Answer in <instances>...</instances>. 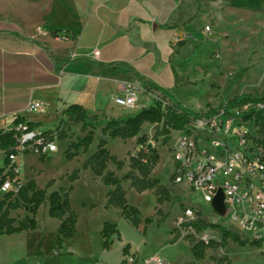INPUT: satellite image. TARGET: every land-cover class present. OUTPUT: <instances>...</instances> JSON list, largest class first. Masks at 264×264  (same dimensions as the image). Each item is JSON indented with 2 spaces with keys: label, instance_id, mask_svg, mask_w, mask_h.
<instances>
[{
  "label": "crops",
  "instance_id": "crops-1",
  "mask_svg": "<svg viewBox=\"0 0 264 264\" xmlns=\"http://www.w3.org/2000/svg\"><path fill=\"white\" fill-rule=\"evenodd\" d=\"M26 1L25 15L5 17L0 13V125L6 130L13 128L17 116L24 117L26 122L39 123L35 128L38 133L54 129L61 119L67 118L64 111L73 104L82 105L91 115L106 120L126 118L145 108L142 104L126 108L115 102L127 84L139 82L149 88L158 85L176 98L175 90L185 84L193 68V63L189 66V58L184 57V50L180 52L174 41L184 32L188 36L193 34L194 26L189 22L195 14L193 0ZM184 4L186 8L182 10ZM178 63L186 65L183 79ZM31 100L43 102L44 109L29 111ZM51 109L52 123L34 116ZM134 140L109 138L108 148L111 151L114 141L126 146L125 142ZM27 154L19 155L16 162L22 180L19 161ZM4 165L5 156L0 152V171ZM109 168L114 171L111 163ZM156 169L153 177H157ZM83 175L88 182L102 185L105 195L101 203L104 217L97 226H93L95 211L101 206L95 200L83 201L82 210L89 215L88 219L83 222L78 213L76 233L64 239L60 247L57 236L61 220L44 214L41 221L40 207L34 231L0 235V264H122L126 245H130L127 254L146 257L159 251L163 264L177 263H169L166 249L171 247L170 252L174 253L179 246L162 245L171 236L151 247L157 223L155 227L151 224L146 234L143 223L138 228L127 226L124 231L120 225V221L124 224L122 211L105 207L108 187L90 171H84ZM83 177L74 182L71 194ZM123 186L126 190L124 182ZM71 206L76 211L72 201ZM155 207L156 202L153 212ZM115 213L121 215L119 221L110 218ZM27 215L26 212L23 218ZM106 221L115 223L120 231V237L114 236L109 250L104 248L101 235ZM95 239L98 245L94 246Z\"/></svg>",
  "mask_w": 264,
  "mask_h": 264
},
{
  "label": "rangeland",
  "instance_id": "rangeland-1",
  "mask_svg": "<svg viewBox=\"0 0 264 264\" xmlns=\"http://www.w3.org/2000/svg\"><path fill=\"white\" fill-rule=\"evenodd\" d=\"M26 3V0H0V13L5 17L25 15ZM185 8L184 4L181 9L185 10ZM193 8L194 17L189 19V22L194 26L193 34L188 36L184 32L174 39L180 47V52L184 50V57L189 58V66L193 63V68L189 72L185 84L175 90L176 98L189 109L205 112L211 108H219L221 103L228 102L239 94L262 92L264 90V0H193ZM207 27H210L211 30L208 31ZM178 66L183 79L186 65L178 63ZM245 67L248 70L239 81L233 83L236 75ZM1 86L0 80V88ZM157 102L166 105L169 100L154 88H149L144 84V91L140 95L138 105L142 104L143 107H148ZM34 116L46 118L50 123L54 119L52 109L44 114L35 113ZM106 121L99 117L96 123L98 127L95 131L94 143L91 146L93 149L90 147L87 152L81 151L72 160L67 159L66 156L69 143L84 136L89 129L83 130L81 124L68 128V125L63 123L60 130L65 132L67 138L61 140L59 137L61 132L54 133L57 151L44 155V157L31 153L20 158L19 165L24 182L34 178L37 184L44 188L49 180L54 179L55 183L48 189V193L61 187H69L71 185L69 175L75 168L82 167L87 158L96 150L99 140L103 137L102 126ZM245 126L255 133L251 123L246 122ZM154 133L155 128L151 124H146L141 131V134H146L149 137V142L158 149L160 163L155 171V176L160 179L161 183H167L166 185L170 188L171 200H164L158 204L154 190H150V194L138 193L130 187V181L124 180L128 202L139 209L144 227L148 229L151 224H154L155 227V223H157L150 246H157L162 240L171 236L162 245L175 246V248L179 246L174 253L170 252L171 247L166 249V259L169 263L177 262L174 264H264V252L260 247H241L231 240L224 248L208 249L203 260L196 261L194 259L189 244V238L192 235L178 227L177 217L185 212L188 205H191L195 208L199 207L202 210V217L213 222L215 219H213L212 206L199 200L195 192H190L183 185L174 186L172 182L170 149L174 143L176 131L172 132L168 143H163V138L155 142L153 140ZM117 142L114 141L111 144V152L118 153L116 156L120 155L119 158L125 161V166L119 170L115 164L110 163L116 175L123 179L130 170V155L137 154L141 146L135 140L125 142L126 146L119 145ZM84 171L80 173V177H84L78 183L76 191L71 194L72 204L77 214L81 215L83 222L88 219L89 215L82 210V202L91 199L101 206L105 198L102 185L88 182L87 176L83 175ZM154 202H156L155 212H153ZM45 206L43 205L39 212L41 221L45 215L47 218L49 217V204L47 203ZM100 208L95 211L94 228L104 217L103 207ZM158 210L160 211L158 212ZM151 212L153 213L151 214ZM25 214V210L20 208L13 211L11 216L23 219ZM120 216L115 213L110 218L119 221ZM147 217L153 219L149 224L145 222ZM122 219L124 224L120 221V225L124 231L127 226L133 227L128 219L124 217ZM217 223L223 225L219 220ZM232 230L246 238V233L239 226ZM194 238L196 240L220 241L221 235L218 230L208 229ZM95 245H98L96 239Z\"/></svg>",
  "mask_w": 264,
  "mask_h": 264
},
{
  "label": "trees",
  "instance_id": "trees-1",
  "mask_svg": "<svg viewBox=\"0 0 264 264\" xmlns=\"http://www.w3.org/2000/svg\"><path fill=\"white\" fill-rule=\"evenodd\" d=\"M248 70L243 68L234 78L233 83L240 80L243 74ZM152 88L159 91L164 97L168 98V104L164 105L157 102L148 107L143 108L135 115L126 118H110L102 126L103 137L99 140L96 150L87 158L82 167L75 168L69 175L71 185L67 188L61 187L48 193V189L55 183L54 179L47 182L44 188H41L35 179L23 182L19 192L15 194L10 191L4 195H0V235H11L24 231H34L37 228L36 215L43 205L49 204V215L61 220L58 228L57 244L61 247L64 239L74 236L76 233V224L78 214L71 206L70 194L74 190L73 183L79 179L81 171H90L96 177L101 178L108 187L106 194L107 209L119 208L122 215L128 219L134 227L138 228L142 223L140 211L137 207L130 205L128 202L127 192L123 186L124 180L130 181V187L138 193L147 190H154L157 195V203L161 204L164 200H171L170 188L160 182V179L153 177L152 173L160 163V154L158 149L149 142L146 134H141L146 124L154 125L155 133L153 140L158 142L163 138V143H168L171 139L173 131L184 130L192 118H198L206 113L203 111H194L187 108L178 101L169 92L158 86L152 85ZM249 106L246 111L241 112V117L245 122H253L257 129L256 143L264 149V90L255 93H242L232 100L221 103L219 108H225L228 112L231 109ZM217 108H211L207 114H213ZM64 114L66 119H61L59 125L54 129H47L41 133L35 131L40 124L36 122H26L22 116H17L13 121L11 130L2 129L0 132V152L5 156V165L0 171V181H4L7 177L15 178L19 174L14 171V166L10 167V156L16 152L20 125H26L29 131H35L43 136L47 141H53L56 137L55 132L60 131L61 140L67 138L65 132L60 130L63 123L68 125H82L83 130L88 132L79 137L76 141L69 143L66 150L67 159L72 160L83 151L87 152L95 140V131L98 127V116L91 115L82 105L73 104L69 106ZM121 138L129 140L136 138V142L141 146L137 154L129 157V171L124 175L123 179L119 178L116 173L109 168V163L116 165L121 170L125 166V161L113 155L108 148V139ZM44 157V155H40ZM20 180V179H18ZM22 180V179H21ZM20 180V181H21ZM93 206V205H92ZM24 209L28 215L18 220L11 216V211L16 209ZM160 210H158L159 212ZM199 217L189 221L183 227L192 226L198 233L208 229L218 230L221 240H196L192 235L189 238L190 251L196 261H201L206 257L208 249L224 248L229 240L241 247L252 246L260 247V241L243 238L239 233L227 229L225 226L209 222L202 217L201 211H198ZM151 217L145 218L147 224L152 222ZM147 233V228L144 229ZM103 237V246L109 250L114 242V236L120 237V231L115 223L106 221L101 232ZM175 238L173 239V241ZM130 245L124 247V254L129 251Z\"/></svg>",
  "mask_w": 264,
  "mask_h": 264
},
{
  "label": "built area",
  "instance_id": "built-area-1",
  "mask_svg": "<svg viewBox=\"0 0 264 264\" xmlns=\"http://www.w3.org/2000/svg\"><path fill=\"white\" fill-rule=\"evenodd\" d=\"M207 30L211 28L207 27ZM95 54L98 55L99 51L96 50ZM143 91L144 87L139 82L129 83L115 102L127 108L136 107ZM249 108L244 106L227 112L223 107L217 108L213 114L205 111V115L192 118L184 130L176 131L170 149L171 176L174 186L183 185L190 192H195L199 200L211 204L213 222L219 220L229 230L239 226L246 233V238L260 241L264 252V149L256 143L254 123L249 121L255 129L252 133L241 117V112ZM27 109L43 110L44 103L31 100ZM2 129L0 125V132ZM18 130V145L10 156L9 168L15 165L14 171L19 175L0 181L1 196L10 191L17 194L24 182L16 163L19 155H47L58 150L55 139L47 141L35 131H29L26 125H20ZM220 190L224 194V214L213 206ZM198 211L202 212L188 205L177 222L178 227L197 236L199 233L194 227L183 225L197 219ZM122 264H163V258L159 251L146 257L131 253L124 256Z\"/></svg>",
  "mask_w": 264,
  "mask_h": 264
},
{
  "label": "water",
  "instance_id": "water-1",
  "mask_svg": "<svg viewBox=\"0 0 264 264\" xmlns=\"http://www.w3.org/2000/svg\"><path fill=\"white\" fill-rule=\"evenodd\" d=\"M213 206L216 209V211H218L221 214H224L225 205H224V194H223L222 190H220L218 192L217 196L215 197V199L213 201Z\"/></svg>",
  "mask_w": 264,
  "mask_h": 264
}]
</instances>
